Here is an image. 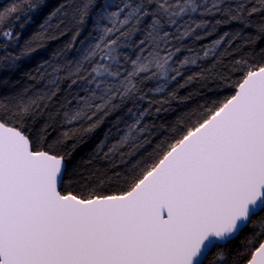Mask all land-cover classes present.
<instances>
[{
	"label": "snow or ice",
	"instance_id": "obj_1",
	"mask_svg": "<svg viewBox=\"0 0 264 264\" xmlns=\"http://www.w3.org/2000/svg\"><path fill=\"white\" fill-rule=\"evenodd\" d=\"M41 29L67 41L0 102V264H264V0H61Z\"/></svg>",
	"mask_w": 264,
	"mask_h": 264
},
{
	"label": "trees",
	"instance_id": "obj_2",
	"mask_svg": "<svg viewBox=\"0 0 264 264\" xmlns=\"http://www.w3.org/2000/svg\"><path fill=\"white\" fill-rule=\"evenodd\" d=\"M14 2L15 0H0V16L4 17V19H0V32L11 28L13 33L19 36L18 40L12 42L0 38V57H3L5 53L19 55L29 43H31L32 46L43 43L44 47L39 48V50L34 52L31 56H23L19 61H16L15 63L18 67L14 70L6 69L3 64H0V102L11 100L16 92L22 91L24 87L34 84L35 81L29 80L26 74L31 73L36 75V69L39 67V64L44 59L49 58L63 42L67 41V37L64 38V41H52L47 38L40 41L36 38V34L42 32L41 24L46 19L48 12L54 10L61 0H43V4L36 11L25 9L23 12L8 18L11 14L7 13V8ZM230 27L235 28L238 26L231 25ZM53 31L54 29H49L47 35L50 36ZM5 44H7V48H5ZM3 81H7V84H4ZM192 91L193 99L188 105L181 104L177 106L173 103L172 111L164 114L163 118L158 120L157 123H163L165 120L168 123H172L175 118L189 115L192 111L196 110L198 102H205L204 97L211 95L207 85H196ZM196 93H200V95H196ZM181 94L184 95L187 93L186 91H182ZM102 132L103 130H99L92 136L84 137L83 143L74 151L72 159H79L80 157L87 156L98 139L102 136ZM67 150L72 151V148L69 146ZM244 238V236H241L240 240L235 241L234 247H240L241 241Z\"/></svg>",
	"mask_w": 264,
	"mask_h": 264
}]
</instances>
